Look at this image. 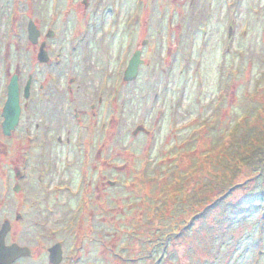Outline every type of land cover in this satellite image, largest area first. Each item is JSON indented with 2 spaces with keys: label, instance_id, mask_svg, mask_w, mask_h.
Masks as SVG:
<instances>
[{
  "label": "rangeland",
  "instance_id": "1",
  "mask_svg": "<svg viewBox=\"0 0 264 264\" xmlns=\"http://www.w3.org/2000/svg\"><path fill=\"white\" fill-rule=\"evenodd\" d=\"M29 22L53 32L58 68L37 63ZM137 51V74L123 81ZM17 71L19 86L35 80L14 132L0 129V221L19 212L20 243L42 245L36 262L17 264H48L50 229L72 241L75 226L78 264H264V195L243 196L264 188L249 180L255 169L234 171L229 182L246 186L232 192L197 180L222 171L204 155L219 161L237 136L264 131V0H0V124ZM71 77L82 89L64 88ZM46 105L47 156L36 126ZM40 174L62 191L41 200Z\"/></svg>",
  "mask_w": 264,
  "mask_h": 264
},
{
  "label": "flooded vegetation",
  "instance_id": "2",
  "mask_svg": "<svg viewBox=\"0 0 264 264\" xmlns=\"http://www.w3.org/2000/svg\"><path fill=\"white\" fill-rule=\"evenodd\" d=\"M75 3L76 2L74 1L73 4L75 5ZM36 29H37V27H36ZM37 32H38L37 39L33 43H31L28 40V36H27V40H28L29 44L37 47V49H38V52L36 54V61H37V63L40 66H43V65L44 66H50L53 63L55 65H58L59 64L58 57H55L53 55L50 57L47 54V51H48L49 54L51 53V48L50 47H53L54 46V45H52V46L49 45L48 42L46 43L47 39L48 38H51L53 36V32L50 31L49 29H45V31L41 32V34H40V31L39 30ZM27 33H28V29H27ZM40 36H41V38H40ZM39 38H40L41 42H39V44H37ZM70 40H71V43H74V41H75L74 39H70ZM90 42L89 43H86V44H90ZM42 47H43V49H45V53L46 54L42 52V50H41ZM75 48H77V46L75 45V43L74 44H71V49L72 50H75ZM39 55H41V57L43 56V60H40ZM52 68H58V66H50L49 67V71ZM126 68H127V66H126ZM18 74L19 73L17 71L15 74L11 75L10 78L12 76L16 75L17 76L18 86H19L21 79H20V76ZM10 78H9V81H10ZM48 78H50L52 80V83L56 85L55 89L57 88L58 91H61V88H60L59 84H57V81H58L57 77L49 75ZM123 79H124V73L122 75V80ZM32 80L33 81L35 80L33 78V75H29L28 78H27V80L23 84L24 86L23 87L19 86V88H20V97L21 98L22 97L24 98V90L26 89L27 86L29 87V92H28V98H29ZM9 81H8V83H9ZM68 81H69V84H68ZM77 82H78L77 77H74V78L71 77V78H69L67 80V84L68 85H66V86L64 85V88L65 89H70L71 88L72 89V92H74L75 84H76L77 89H82V87L80 86V84H78ZM93 96H94V94L91 96V99L93 98ZM28 98H27V100H28ZM24 101H26L25 98H24ZM91 105L93 106V104H91ZM26 107H27L26 106V103L23 102V104L21 106V112H20L21 113V117H22V109H24ZM49 109H50L49 105H46L45 106V109L43 110V114H41V116H40L39 124H36V126L38 127V129L41 128V130L39 132H40V135L41 134L44 135V140H45V143H44V140H37V142L40 143L39 148L41 150L44 149V154L46 156H47V147H48V144H47V139H46L45 133H46V131L48 129L51 130L50 124L48 123V120H47V117H49V115L52 114V113L49 112ZM60 109H61V107L58 108L59 111H60ZM55 112H57V111H55ZM74 116H78V113H75ZM19 117H20V115H19ZM0 127H1V124H0ZM67 131L68 130L66 129L65 130V133ZM13 132L14 131H12L11 134ZM7 137H10V136H7ZM55 140L58 143V141H60V138L56 136L55 137ZM62 145L66 146L67 144H62ZM64 156H66V151H65ZM29 158L27 156L26 163L29 162L28 161ZM42 158H43L42 156H38V160L39 161H42ZM26 163L23 164V165H19L18 168H17L16 177H18V178H17L16 181L20 185L23 184V182H25L28 179V177H29V172L28 171L30 170V167ZM39 178H40V180H42L45 183V187L39 188L41 200L47 197V195H46L47 194L46 193V189L49 192H50V190L51 191H62V188L60 189L61 185H59L58 183L52 185L51 188H49L48 185L50 183L45 182V175L44 174H40ZM108 182H110L109 183V186H112V187L115 186V183H117L116 181H113V182L108 181ZM6 189H7V187H6ZM19 189H20V187L18 185H15V187L13 188V192H17ZM64 189L70 190L69 189V186H67V185L64 186ZM21 190H22V186H21ZM80 190H81L80 187H76L74 191H80ZM72 193H74V192H72ZM3 198H7V196L4 197L1 194V200ZM82 203H83V206H85V210L86 211H91L92 210L91 209V206L89 204V198L88 199H85ZM87 204H89V206H87ZM6 205H7L6 202H0V210L3 207L5 208ZM79 210H80V208H79ZM85 212H82V213L84 214ZM22 217L24 218V216L22 214H20L19 212H17L12 217L11 220L10 219H5L3 221H0V232H4V242H3L4 245L7 246V247L8 246H10V247L11 246H16L18 248H25L28 251V254L26 256L18 257L14 261H12L10 264H17L19 261H21V260H27V259H30L33 262H36L38 260V252L40 251V249H42V245H40V247L38 248L37 246L29 245V244H26V243L25 244H21L20 243V232L22 231V228L24 226L23 223L25 221V218L23 219ZM87 224H89L91 226L93 224V221L91 219H88L87 220ZM78 230H79L78 226H75V231L73 232V237H71L73 240L72 241H69L68 240V237H63V238H59V239L56 238L54 235L57 233V231L55 229H50V234H48L47 239H49L51 242H54V244H52L51 246L47 247V260L46 261L48 262V264H54L52 262L51 257H53V259L57 261L56 264H78V261L80 259V255L76 252V249H77L76 246H77V240H78V236H77V233L76 232ZM50 250L53 251L52 254L50 253Z\"/></svg>",
  "mask_w": 264,
  "mask_h": 264
},
{
  "label": "trees",
  "instance_id": "3",
  "mask_svg": "<svg viewBox=\"0 0 264 264\" xmlns=\"http://www.w3.org/2000/svg\"><path fill=\"white\" fill-rule=\"evenodd\" d=\"M252 111L255 112V108L251 107L249 110H247V113ZM253 119H255V113ZM240 122L241 121L239 120L238 124H235L230 129V133H236ZM203 157H205L204 159L206 162L211 161L213 166L222 168V171L219 174H216V172L212 174H204L201 172V176L197 180H211L212 182H215V184H217L221 190H224V188L226 190L232 189L231 192L234 189L240 190L244 188L246 184L242 186L240 183H231L229 182V178H233L234 171H238L241 167L246 166L255 169L254 175L251 179L249 178V180L254 179V181H252L253 183L259 182V184L264 185V131L260 128L249 130L243 139H241L240 136H237L231 144L229 142V144H227V148L223 149V152L218 155V157H221L219 161L218 158H213L211 155H204ZM198 184L199 183H196L194 186H192V190L196 188ZM222 184L224 186H222ZM227 184L228 186L225 187ZM262 195H264V188L260 191V193L257 194L253 192L249 194H243L246 200L248 198L254 199L256 197H261ZM212 208H215V204H212ZM197 212L200 214L202 210ZM260 224H262V221ZM172 231L170 233L174 235V232ZM175 233L177 232L175 231ZM260 241L262 244L264 241V235L260 236Z\"/></svg>",
  "mask_w": 264,
  "mask_h": 264
},
{
  "label": "water",
  "instance_id": "4",
  "mask_svg": "<svg viewBox=\"0 0 264 264\" xmlns=\"http://www.w3.org/2000/svg\"><path fill=\"white\" fill-rule=\"evenodd\" d=\"M38 32L35 30L33 24L29 22L28 26V40L33 43L36 41ZM140 52L137 51L133 54L129 60L127 68L124 71V81L133 80L138 71V65L141 63L139 59ZM40 60H43V56L39 55ZM29 87L27 86L24 90V98L28 97ZM20 88L17 82V76L14 75L10 78V81L6 87V99L1 111V130L4 136H10L11 132L14 131L18 125L20 115ZM4 232H0V264H10L18 257L26 256L28 251L25 248H18L16 246H5L4 245ZM52 254L53 251L50 250ZM54 264L56 260L51 257Z\"/></svg>",
  "mask_w": 264,
  "mask_h": 264
}]
</instances>
